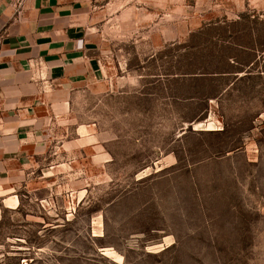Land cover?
Wrapping results in <instances>:
<instances>
[{"label": "rangeland", "instance_id": "1", "mask_svg": "<svg viewBox=\"0 0 264 264\" xmlns=\"http://www.w3.org/2000/svg\"><path fill=\"white\" fill-rule=\"evenodd\" d=\"M91 8L94 60L47 83L68 102L0 196V264H264V0Z\"/></svg>", "mask_w": 264, "mask_h": 264}, {"label": "crops", "instance_id": "2", "mask_svg": "<svg viewBox=\"0 0 264 264\" xmlns=\"http://www.w3.org/2000/svg\"><path fill=\"white\" fill-rule=\"evenodd\" d=\"M93 1L0 0V196L34 166L26 144L68 102V87L47 83L78 84L94 60Z\"/></svg>", "mask_w": 264, "mask_h": 264}, {"label": "trees", "instance_id": "3", "mask_svg": "<svg viewBox=\"0 0 264 264\" xmlns=\"http://www.w3.org/2000/svg\"><path fill=\"white\" fill-rule=\"evenodd\" d=\"M252 16H253V14H251V13H245L243 16H241V19H242V21H249V20H252Z\"/></svg>", "mask_w": 264, "mask_h": 264}]
</instances>
